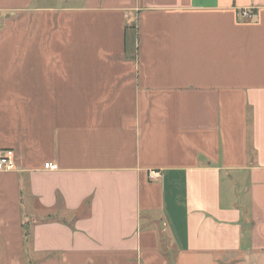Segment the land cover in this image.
<instances>
[{
	"label": "crops",
	"instance_id": "1",
	"mask_svg": "<svg viewBox=\"0 0 264 264\" xmlns=\"http://www.w3.org/2000/svg\"><path fill=\"white\" fill-rule=\"evenodd\" d=\"M6 151L0 264H264V0H0Z\"/></svg>",
	"mask_w": 264,
	"mask_h": 264
},
{
	"label": "built area",
	"instance_id": "2",
	"mask_svg": "<svg viewBox=\"0 0 264 264\" xmlns=\"http://www.w3.org/2000/svg\"><path fill=\"white\" fill-rule=\"evenodd\" d=\"M240 16L242 18H246V19H251L252 15L251 13H249L248 11H243ZM13 167L12 165V161H11V152H4L3 155H1L0 157V172H4V171H9L11 170ZM45 169L51 170V171H55L58 169L57 165H53V164H46L45 165ZM155 172H151L150 176L153 177L155 176Z\"/></svg>",
	"mask_w": 264,
	"mask_h": 264
}]
</instances>
